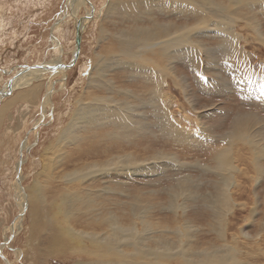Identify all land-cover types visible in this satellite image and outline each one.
I'll use <instances>...</instances> for the list:
<instances>
[{"label": "rangeland", "instance_id": "374dc122", "mask_svg": "<svg viewBox=\"0 0 264 264\" xmlns=\"http://www.w3.org/2000/svg\"><path fill=\"white\" fill-rule=\"evenodd\" d=\"M69 1L0 0V90L15 78L34 76L23 71L31 65L68 63L76 20L91 11L88 0H77L73 13ZM90 2L92 16L81 19L73 66L43 78L36 74L0 96L2 105L24 93L4 108L0 123V264H206L204 253L224 264H264L263 2ZM178 27L195 38L179 52L163 56L158 40L155 55L140 46L137 57L114 55L117 42L132 40L135 32L132 41L141 45L146 33L160 29L170 40ZM96 57L102 69L94 66ZM98 73L127 94L100 88L106 104L90 113L102 114L104 122L79 128L77 139L71 134L80 119L55 144L79 110L77 97L92 100L96 86L88 77L100 83ZM82 135H93L94 146L77 154L88 148ZM111 157L119 168L87 169L89 160ZM71 161H82L79 172L86 175L69 187L67 223L72 229L100 225L105 242L116 240L124 259L36 254L50 239L45 228L40 233L41 224L53 218L63 224L62 211L50 204L59 192L49 195L46 188L62 172L68 181L74 178ZM33 184L44 188L47 205L31 198ZM223 194L227 206L220 210ZM110 223L119 229L115 240ZM232 252L234 258L225 259Z\"/></svg>", "mask_w": 264, "mask_h": 264}, {"label": "bare ground", "instance_id": "6f19581e", "mask_svg": "<svg viewBox=\"0 0 264 264\" xmlns=\"http://www.w3.org/2000/svg\"><path fill=\"white\" fill-rule=\"evenodd\" d=\"M76 1L77 0H74V1L70 0L69 3H68L69 8L72 9L73 13H74V10H76L78 8V6L75 5ZM82 1H84V0H82ZM177 1L178 2H187V3L190 2V0H177ZM260 1L263 2V4H264V0H260ZM229 2L232 3V4L236 3L239 6V5H246L248 3V0H234V3L231 0H229ZM1 7H2V5H1ZM92 11H93V5H92ZM82 21L83 20H80L79 31H81L82 27L84 26L83 25L84 23H82ZM181 28L182 27L176 28L177 29V35L173 39H170V40L166 39L167 33L162 31V30H160V29H156L153 32L146 33L147 36L144 38V41L141 43V45L137 44L135 41H132L135 38V34L137 33V32H135V34L132 35V37H134L132 40L127 39V41L124 40V41H118L117 42V47L119 48L118 49L119 53H116L114 55H116L118 57V59L122 55L123 56L126 55L129 58L137 57L138 53H136L134 51L136 49H138L139 46L142 47V49H146V50L152 51V48H154L153 45H154L155 41H158V40H162V44L160 46L162 48V51L165 52L163 54V56H166L167 53H169L170 51L171 52L172 51L179 52L183 46L190 45L191 42H193L195 40V38L193 40L192 39L190 40V37L188 35H186V32L184 31V29H181ZM196 36H194V37H196ZM81 37L82 36H81V33H80L78 40H77V38L75 39V46L77 44V47H80L79 43H80V38ZM189 40H190V42H189ZM60 48H61V46L58 49L60 50ZM142 49H141V51H142ZM126 50L128 52H125ZM151 54L155 55V54H157V51H152ZM105 58H107V57L105 56ZM111 58H112V56H111ZM118 59L115 60V61L116 62L121 61V60H118ZM98 60H99L98 58H97V60H94L95 61L94 62V66H96L97 70H99L102 67V66H100L101 64H99ZM165 62H167V61H165ZM45 63H47V61ZM69 68H71V67H69ZM69 68H67V69H69ZM31 69H33V68H31ZM60 69H62L63 71L67 70V69H63V65H62V67H60ZM33 71L37 72V73L40 72V70H38L36 68H34ZM28 72L30 74V72L32 73V70L31 71L28 70ZM33 75L34 76H28L27 78L26 77H20L18 79L15 78V80H13L12 82L10 81L9 85H7L5 88H2V90H0V96L2 95V93H5V96L6 95L9 96L12 93V88L15 87L16 84H20V83H24V82L29 81L31 79V77H35L36 73H33ZM22 76H24V75L22 74ZM43 77H44V73L42 75H39V78H43ZM92 77L93 76H89L88 77V80L90 81V83H93L96 86V89H94L95 93L91 92L90 99H92V100L88 101V103H85V102H83V98L81 99L80 97H77L78 98L77 99V103H78V107L77 108H79V110L76 109V111L74 113L75 114L74 118L62 130L63 132L61 133L59 139H56L55 144H57L58 142L60 143L61 141H63L64 139H62V138H64V136L69 132L68 130L74 124L79 122L80 119H82L81 123L78 125V127L75 130V132L71 134L73 136L76 135L77 139L79 138V134H77L79 128L91 127L92 126L91 129H93L94 128V124H96L97 122L100 123V124H102L104 122V118H103L102 114H100V113L91 114L90 113V109L91 108H94V107L95 108H100L101 106L106 104L105 99L103 97H101L100 94H99V91H100L99 89L100 88H103L104 86H106L107 92L117 91L119 93L120 90H121V91H123V93H122L123 95L127 94V92H124V90L121 87H117V89L114 90V88L109 84V83H111L110 81H112L111 78H109V79L105 78L104 76H102V73H100V74L98 73V76H97V78L101 81L100 83H97V82L93 81L94 78H92ZM48 81H50V80H48ZM50 85L53 86V82H52V84L50 83ZM11 86H12V88H10ZM51 86L48 87L47 90L50 91V92H53V87H51ZM30 90L32 91V88H30L29 91ZM104 90H105V88H104ZM108 90H110V91H108ZM50 92H48V94ZM23 94L24 93L20 92L17 95H12L11 100L8 103H5V104L2 103V105H0V123L3 121L2 118H3V110H4V108H6V107L10 106L11 104H13L15 102L16 98L17 97L20 98L21 96H23ZM84 95H88L89 96L90 93L88 92L87 94H84ZM1 99H2V97H0V101H1ZM46 99H47V97H46ZM48 102H49V100H48ZM84 104H88L89 106H83ZM80 109H81V111H80ZM79 111H80V113H79ZM44 114H45V112H44ZM44 114H42V115H44ZM81 114H82V116H81ZM44 117H45V115L43 116V118ZM94 132H95V135H97L99 133V130H94ZM93 135H94V133H93ZM93 135L92 136L91 135H86L85 137H84V135H82V137L88 138V142L85 144V146L87 145L88 148L85 151H84V149H79L76 152L77 154L78 153L79 154H84V153H86L87 151H89V150H91L93 148L94 145H92V144H94V142H93V138H91V137H94ZM20 149L22 151L24 150L23 147L20 148ZM120 157L121 156H119L117 158L119 159ZM222 157L224 158L225 154L223 156H220L218 159L223 162V158ZM128 158L124 157V159H122V160H127ZM118 159H114V157H111V158L104 159V160H95V161L89 160V164L90 165L87 166V169L88 170H93V169H98V168H104V169L109 170V169H112V167L119 168V167H117ZM70 163L75 164V166H76V168L73 171L68 172V174L73 176L74 178L71 181H68L67 175L64 172H62V176L60 178H59V176H57L55 178L50 179V181H52V182H51L50 185L47 184V188H46L47 191H48V188H49V195H55V194H57V192H59V194H58V196H56V198H54L52 201L50 200V204H51V206L53 208L59 207V210L62 211V214L64 216V218L62 219V220H64L63 224H61V221H59V220H54V218H53V220H50V221L47 220V221H45V222H43L41 224L42 227L39 230L40 233L43 232L42 228H45L46 229L45 231H47V230L49 231V238L50 239H49V242H48L47 245L46 244L44 246L42 245V247L37 249V251H36L37 253L36 254H38V256L41 257L43 255L44 256H46V255L48 256V255H52V254L53 255H56V254H62L63 255L66 252H68V253H73L75 255H78L80 257L81 256L93 257L96 260L98 258L102 257L104 254H108L109 257L111 259H113V261L116 258L124 259L125 256L119 255V251H120V249L118 250L119 245L117 244V242L115 240L119 229H118V227H115V225L111 224L112 220H111V223H110V225L108 227V229H109L108 232H110V230L112 231V236H113V238L115 240L112 243H106L105 242L106 236H104L101 233V229H99L100 225L97 226V228L80 227L78 229H75V228L72 229V227L67 223V222L70 221L67 217H65V216H67L68 211L67 210L64 211L63 210V206L66 205L65 200L67 198L66 195L69 193V187L70 186H78V184L82 181V179L86 175V174H81L79 172V168L81 166L82 161H79L77 163H75L74 161H71ZM112 165H114V166H112ZM56 178H58L62 182L55 183L53 179H56ZM63 185H67L68 187L65 188ZM31 188H32L31 189L32 190L31 198L36 201L37 206H39V202H40V204L42 206H44L45 204L47 205L48 201H43L44 188L41 187V185H38V184L37 185L33 184L31 186ZM220 189L222 190V188H220ZM222 191H224V190H222ZM36 195H38V197H36ZM49 195L47 193L48 197H49ZM227 195L228 194H226V195L223 194L222 195L218 209L221 210V207L227 206V203H226L227 200H228ZM24 204H25V201H22V204L20 203V205H19L20 206V212H22V210L24 208ZM64 209H66V208H64ZM22 219H23V217L22 218L18 217V219L16 221V227L17 226L19 227V225H20L19 223H21ZM98 221H110V217L102 218V219H100ZM111 225H112V227L110 228ZM36 231H38V228H37ZM7 237H8V235L5 236L4 240ZM81 242H84L85 246H82ZM5 245H6V241H4L1 244V248L3 246H5ZM228 256H225V259L227 257V259L230 261L231 258L234 256V253L232 252L230 254V258H228ZM139 258H142V257L139 256ZM132 259H134V257ZM223 259L221 260V259L215 258L214 255L212 256L211 254L204 253L202 255V259L201 260H202V263H206V264H224V263H226V260H223Z\"/></svg>", "mask_w": 264, "mask_h": 264}, {"label": "water", "instance_id": "95a60500", "mask_svg": "<svg viewBox=\"0 0 264 264\" xmlns=\"http://www.w3.org/2000/svg\"><path fill=\"white\" fill-rule=\"evenodd\" d=\"M88 3H89V5H90V12H88V14H86L85 16H83L82 18H79V19H77L76 20V24H75V36H76V38H77V40H78V38H79V34L81 33V31H79V25H80V20L81 19H89V18H91V14H92V4H91V2H90V0H88ZM78 54H79V48L77 47V44H76V46H75V51H74V53L72 54V56H71V59L68 61V63H66V64H62L63 65V69H67V68H69V67H72L73 66V64L75 63V61H76V59H77V56H78ZM31 67L32 68H36V69H40V72H38V73H36V72H34L30 67H27L26 69H24L23 71H28V70H32L33 72L32 73H36V74H38V75H41V74H43V73H45V72H48V71H50V72H56V71H59V65H55V64H52V63H50V64H48V63H43V64H37V65H31ZM48 70V71H47ZM4 95V94H3ZM6 264H8L7 262H6Z\"/></svg>", "mask_w": 264, "mask_h": 264}]
</instances>
